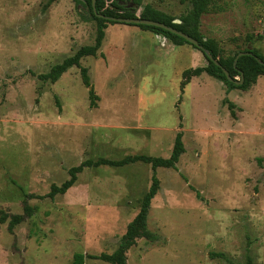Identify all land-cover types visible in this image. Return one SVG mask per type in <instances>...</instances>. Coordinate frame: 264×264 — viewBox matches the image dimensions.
Here are the masks:
<instances>
[{"label":"rangeland","instance_id":"obj_1","mask_svg":"<svg viewBox=\"0 0 264 264\" xmlns=\"http://www.w3.org/2000/svg\"><path fill=\"white\" fill-rule=\"evenodd\" d=\"M145 3L174 19L190 8ZM96 30L83 0H0V215L23 213L25 199L34 208L13 231L0 222V264H75V253L83 264H112L87 255L117 247L153 172L160 186L147 228L158 239L136 238L125 264H264V75L245 90L206 73L182 86L185 69L207 64L201 50L116 22L96 55L55 82L38 77L92 45ZM199 32L224 54L264 56V0H216ZM177 132L176 168L88 166L64 194L39 197L87 159L168 157Z\"/></svg>","mask_w":264,"mask_h":264},{"label":"trees","instance_id":"obj_2","mask_svg":"<svg viewBox=\"0 0 264 264\" xmlns=\"http://www.w3.org/2000/svg\"><path fill=\"white\" fill-rule=\"evenodd\" d=\"M51 1L53 0H50V2ZM215 1L216 0H189L190 8L185 14L178 17L180 20L179 22H173L174 18L172 16L152 7L149 3L143 4V0H94V7L92 5V0H83V3L89 11L90 18L96 22L97 30L94 43L92 45L81 46L74 54L66 57L60 63L53 65L48 72L38 74V77L45 81L55 82L68 68L72 66H79L80 59L84 56L96 55L104 38V29L106 28L107 23L114 24L118 22L114 20V18H132L139 16L140 18L152 19L172 26L177 30L195 38L201 45V48L195 46L177 33L162 27L147 24L127 23L129 25L138 26L142 30L162 35L175 45L188 43L201 50L207 59V64L205 66L185 69L181 75L183 78L181 82L182 86L186 85L190 81L191 77L200 76L202 73H206L223 81L229 89L239 88L245 90L256 81V78L259 75H264V56L254 48L238 49L236 51H232L230 54H224L221 47L218 45L217 40L201 35L199 32L200 17L209 12L211 7L215 6ZM140 6V12L137 15V9ZM97 13L101 15H97ZM246 40L250 42V36H246ZM204 51H207L211 58L208 57ZM240 51H249L251 54H243L239 56L234 63V60ZM214 60H217L219 65H217ZM222 68L226 69L229 75L233 78H235V76L240 77V74L242 73L243 82L241 84H235L234 82L229 81ZM80 72L83 84L87 87L90 86L87 68L81 67ZM96 99L97 95L95 94L93 87H91L89 89V104L91 107L96 105ZM232 106L233 104L230 103L229 107L231 109ZM183 152L184 145L182 142V133L177 132L174 138L171 153L168 157L150 156L143 153H137L126 155L119 159H109L103 157L96 160L87 159L77 166L70 167L68 170V179L64 180L60 185L52 184L50 190L45 195H41L39 197H49L53 199L56 195L64 194L76 182L77 174L81 172L84 167L100 165L119 167L135 162H143L149 163L154 171L157 167L176 168V163ZM159 186V179L155 172H153L151 184L142 198L139 211L127 224L126 231L122 235L117 247L111 253L87 255V257L97 258L112 264H125L126 251L133 244L136 238L145 237L149 241H156L158 239V235L149 231L147 228V215L150 202L159 190ZM25 196L27 198L32 197V195L29 194ZM33 213L34 208L28 205L25 199L23 213L1 212L0 222H5L8 219L7 228L9 231H13V228L17 224L21 223L25 218L31 217ZM85 257L86 256L82 253H75L73 261L75 264H83ZM249 262L250 258L247 260V264H249Z\"/></svg>","mask_w":264,"mask_h":264},{"label":"water","instance_id":"obj_3","mask_svg":"<svg viewBox=\"0 0 264 264\" xmlns=\"http://www.w3.org/2000/svg\"><path fill=\"white\" fill-rule=\"evenodd\" d=\"M92 5L94 7V0H92ZM97 15H101L99 13H97ZM114 20L118 21V22H123V23H135V24H147V25H154V26H158V27H162L164 29H167V30H170L172 32H175L177 33L178 35L182 36L184 39H186L188 42L194 44L195 46H198L201 48V45L198 43V41L191 37L190 35L182 32V31H179L177 30L176 28L172 27V26H169L163 22H160V21H156V20H152V19H146V18H140L139 16L137 17H132V18H122V17H119V18H114ZM180 20L179 19H174L173 22H179ZM204 53L211 58V56L209 55V53L207 51H204ZM243 54H251V52L249 51H240L235 60H234V63L236 62L237 58ZM214 62L219 65L218 61L217 60H214ZM225 75L227 76L228 80L229 81H232L234 82L235 84H241L243 82V74L241 73L240 74V78L237 79V78H233L229 75L228 71L224 68H222Z\"/></svg>","mask_w":264,"mask_h":264}]
</instances>
